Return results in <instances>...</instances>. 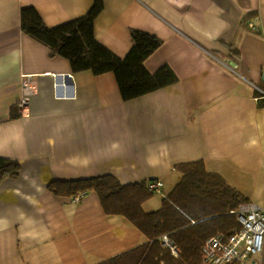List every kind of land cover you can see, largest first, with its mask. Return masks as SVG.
I'll use <instances>...</instances> for the list:
<instances>
[{"label":"crops","instance_id":"0c3cea01","mask_svg":"<svg viewBox=\"0 0 264 264\" xmlns=\"http://www.w3.org/2000/svg\"><path fill=\"white\" fill-rule=\"evenodd\" d=\"M92 6L0 0V157L21 165L0 186V264H100L148 242L127 218L107 215L96 193L78 203L52 194L57 180L162 181L142 207L149 214L181 181L176 166L203 162L264 207V0H104L97 40L125 58L132 30L154 34L163 45L147 69L168 65L179 79L130 102L114 74L74 73L22 32L25 7L53 28ZM26 76L39 87L27 115L18 107Z\"/></svg>","mask_w":264,"mask_h":264},{"label":"trees","instance_id":"16d2710c","mask_svg":"<svg viewBox=\"0 0 264 264\" xmlns=\"http://www.w3.org/2000/svg\"><path fill=\"white\" fill-rule=\"evenodd\" d=\"M103 11L104 0H93L84 16L50 28L34 7H25L21 11V29L47 47L51 56L69 61L74 73L91 72L97 77L114 74L124 102L178 83L170 66L155 73L146 67L147 60L163 45L156 35L132 30L133 47L125 58L101 44L96 38L95 23ZM256 95L259 106L264 108V96L259 92ZM175 170L182 175L181 181L163 199L161 209L149 214L142 207L155 195L149 189L151 182L122 185L107 175L57 180L48 189L62 198L96 193L107 215L127 218L147 238L146 244L100 264H202L206 240L219 233L231 235L238 229L232 212L250 201L221 175L208 172L203 162L180 164ZM20 172L18 161L0 157V186L7 179L19 177ZM165 235L180 248L179 258L162 246Z\"/></svg>","mask_w":264,"mask_h":264},{"label":"built area","instance_id":"2783aa9c","mask_svg":"<svg viewBox=\"0 0 264 264\" xmlns=\"http://www.w3.org/2000/svg\"><path fill=\"white\" fill-rule=\"evenodd\" d=\"M250 27L254 29L253 25ZM38 92L39 87L33 78L24 77L18 106L23 114L29 113L31 101ZM162 187V181L149 184L153 192L160 191ZM81 198L77 196L73 200L78 203ZM232 213L239 228L231 235L219 233L208 238L202 248V264H264V207L248 202ZM161 241L174 258H179L180 248L167 235Z\"/></svg>","mask_w":264,"mask_h":264},{"label":"water","instance_id":"95a60500","mask_svg":"<svg viewBox=\"0 0 264 264\" xmlns=\"http://www.w3.org/2000/svg\"><path fill=\"white\" fill-rule=\"evenodd\" d=\"M230 65H232L233 68H236V64L235 63L230 62ZM262 81L264 82V71H263V74H262Z\"/></svg>","mask_w":264,"mask_h":264},{"label":"rangeland","instance_id":"374dc122","mask_svg":"<svg viewBox=\"0 0 264 264\" xmlns=\"http://www.w3.org/2000/svg\"><path fill=\"white\" fill-rule=\"evenodd\" d=\"M259 90H261V91H264V89H263V88H259ZM155 195H157V194L155 193Z\"/></svg>","mask_w":264,"mask_h":264}]
</instances>
